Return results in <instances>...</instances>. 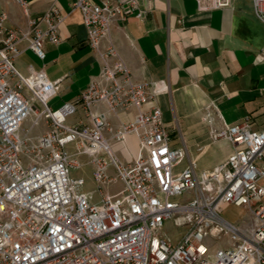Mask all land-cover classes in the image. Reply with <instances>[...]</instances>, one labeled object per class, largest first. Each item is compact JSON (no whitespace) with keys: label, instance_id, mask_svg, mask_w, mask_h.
I'll return each mask as SVG.
<instances>
[{"label":"built area","instance_id":"obj_1","mask_svg":"<svg viewBox=\"0 0 264 264\" xmlns=\"http://www.w3.org/2000/svg\"><path fill=\"white\" fill-rule=\"evenodd\" d=\"M13 1L23 11L30 2ZM195 1L198 10L208 11L232 0ZM251 1L264 24V0ZM70 9L80 12L86 43L102 60L98 76L77 99L90 127L65 125L74 111L70 105L49 108L59 82L49 81L42 69L24 77L14 65L23 38L42 61L45 43L60 42L64 15L52 8L29 20L18 36L5 28L7 15L0 13V264H264V130H251L244 118L214 131L213 140L231 145L229 156L209 168L190 162L176 172L187 157L178 124L170 129L163 122L154 95L132 80L111 42L101 49L117 19L134 12L143 19L139 0L123 6L117 0H73ZM99 104L109 112L136 110L131 122L112 132L117 142L136 138L130 163L113 156L103 139L110 128L103 113L93 111ZM31 115L32 126H48L35 141L20 134ZM81 155L89 158L95 201L85 181L71 176ZM228 207L244 213L245 226L223 216ZM167 222L184 229L175 244L162 237ZM222 236L227 246L211 251L208 240Z\"/></svg>","mask_w":264,"mask_h":264},{"label":"crops","instance_id":"obj_2","mask_svg":"<svg viewBox=\"0 0 264 264\" xmlns=\"http://www.w3.org/2000/svg\"><path fill=\"white\" fill-rule=\"evenodd\" d=\"M72 1L30 0L23 11L13 0H0V13L7 15L5 28L18 36L28 30L29 20L52 8L64 15L57 30L59 44L46 42L40 61L23 38L14 65L24 77L30 69H42L49 81L59 82L48 100L49 108L55 111L70 105L74 111L65 125L90 127L91 120L77 99L98 76L102 60L86 43V29L80 12L70 9ZM117 1L123 6L126 0ZM139 7L143 19H137L136 12L117 19L101 49L111 42L132 80L146 84L154 95L163 122L170 129L178 124L187 157L175 167L176 172L190 162L197 169L221 163L232 148L225 139L213 140L212 132L244 118L251 121V130H264V24L252 1L232 0L229 7L208 11L198 10L195 0H139ZM39 28L44 30L45 24L40 22ZM93 111L105 116L110 129H104L102 136L113 156L130 163L138 151L136 138L128 135L117 142L112 132L131 122L136 110L109 112L99 104ZM29 128L48 126L41 122ZM78 159L89 173L91 186L85 191L92 197L89 158L81 155Z\"/></svg>","mask_w":264,"mask_h":264},{"label":"rangeland","instance_id":"obj_3","mask_svg":"<svg viewBox=\"0 0 264 264\" xmlns=\"http://www.w3.org/2000/svg\"><path fill=\"white\" fill-rule=\"evenodd\" d=\"M244 4H246V2H243ZM34 118V117H32ZM33 120V119H32ZM31 119H29L27 122L23 123V126L20 130V134L22 136H24L25 134L28 135V137L32 140L35 141L36 139H38L44 131L47 130V128H29L32 126L33 123H31ZM41 123V122H40ZM85 156V155H84ZM71 176L73 178H82L85 181V186L84 189H88L90 188V183H89V173L86 171L85 167H80L74 171H72ZM93 187V186H92ZM91 187V188H92ZM93 194L92 197L96 200L99 198V195L96 193L95 188L93 187ZM237 212V213H236ZM231 211L227 210V211H223L222 214L224 217H226L229 220H233V221H244L243 224H246V216L244 214H242L240 216V212L235 211V215L233 217H231ZM184 231L183 228H178L175 227L173 225L172 222H167L164 225V228L162 230V237H164V239H166L169 243L171 244H175L176 242L179 241L181 233ZM208 244L210 245V250L211 251H215L216 249H219L221 247H225L227 246V242L225 237H219V238H215V239H209L208 240Z\"/></svg>","mask_w":264,"mask_h":264},{"label":"bare ground","instance_id":"obj_4","mask_svg":"<svg viewBox=\"0 0 264 264\" xmlns=\"http://www.w3.org/2000/svg\"><path fill=\"white\" fill-rule=\"evenodd\" d=\"M33 117V115H31L30 116V118L29 119H31V123H33L34 122V118H32ZM28 119V120H29ZM33 119V120H32ZM28 120H26V122L28 121ZM129 145V149L131 150V151H134V145H132V143H130V144H128ZM227 210H230L232 213H231V217H233L234 215H235V211H238V212H240V216L242 215V214H244L242 211H240V210H237V209H231V208H226V210L225 211H227ZM237 213V212H236ZM237 215V214H236ZM235 215V216H236ZM246 224H243V226H245Z\"/></svg>","mask_w":264,"mask_h":264}]
</instances>
